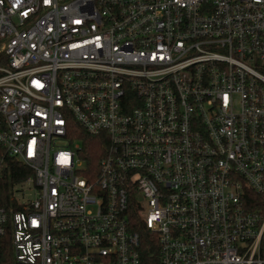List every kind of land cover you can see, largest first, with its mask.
Segmentation results:
<instances>
[{"label": "built area", "instance_id": "1", "mask_svg": "<svg viewBox=\"0 0 264 264\" xmlns=\"http://www.w3.org/2000/svg\"><path fill=\"white\" fill-rule=\"evenodd\" d=\"M3 54L0 264H145L132 210L159 264H264V0H0Z\"/></svg>", "mask_w": 264, "mask_h": 264}, {"label": "trees", "instance_id": "2", "mask_svg": "<svg viewBox=\"0 0 264 264\" xmlns=\"http://www.w3.org/2000/svg\"><path fill=\"white\" fill-rule=\"evenodd\" d=\"M7 58L3 54L0 56V63L7 65ZM84 149V158L86 159V175L97 174L100 166V160L104 156L108 140L104 133L100 135H91L83 131L80 134ZM3 158V165L0 169V205L7 208L15 203L14 186L19 185L34 174L33 169L25 165L20 160L6 155L4 147L0 145V159ZM132 227L140 235V252L145 264H159V248L156 234L146 227L136 210L130 214Z\"/></svg>", "mask_w": 264, "mask_h": 264}, {"label": "rangeland", "instance_id": "3", "mask_svg": "<svg viewBox=\"0 0 264 264\" xmlns=\"http://www.w3.org/2000/svg\"><path fill=\"white\" fill-rule=\"evenodd\" d=\"M33 191L32 190H27V194H26V197H30L32 198L33 197Z\"/></svg>", "mask_w": 264, "mask_h": 264}]
</instances>
